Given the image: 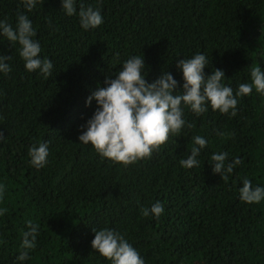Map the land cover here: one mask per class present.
Returning a JSON list of instances; mask_svg holds the SVG:
<instances>
[{
    "label": "trees",
    "instance_id": "1",
    "mask_svg": "<svg viewBox=\"0 0 264 264\" xmlns=\"http://www.w3.org/2000/svg\"><path fill=\"white\" fill-rule=\"evenodd\" d=\"M99 8L103 23L84 30L80 5ZM68 16L62 0H43L28 12L22 0H0V20L13 27L27 15L41 59L52 75L29 72L20 45L0 35V55L10 57L0 73V264H111L92 248L94 230L118 232L145 264H264V200L247 204L240 188L247 178L264 188V94L253 88L237 97V115L183 107L182 130L150 159L127 168L102 158L80 142L97 109L87 98L123 63L143 57L147 82L169 72L183 93L180 59L206 56L205 77L224 72L233 92L251 83V69L264 71V0H76ZM118 54V56H117ZM195 136L207 145L198 167L180 161ZM49 145L47 164L36 169L29 149ZM242 163L224 181L212 171L213 154ZM159 202V218L141 209ZM38 225L29 259L18 260L27 221Z\"/></svg>",
    "mask_w": 264,
    "mask_h": 264
},
{
    "label": "clouds",
    "instance_id": "2",
    "mask_svg": "<svg viewBox=\"0 0 264 264\" xmlns=\"http://www.w3.org/2000/svg\"><path fill=\"white\" fill-rule=\"evenodd\" d=\"M22 2L25 9L31 12L43 0ZM62 9L68 16L77 14L76 0H62ZM78 15L84 30L98 28L103 23L99 8H85L81 4ZM0 35L9 42L20 45L19 55L25 62L27 71H39L46 79L52 75L53 64L47 58L41 59V47L34 39L36 31L27 15L18 14L15 27L6 20H0ZM8 59L10 57L0 55V73L8 74L11 71L6 63ZM176 66L183 73V93L175 91L178 82L169 72L162 73L158 79L149 83L146 80L143 57L134 56L126 60L115 79L106 78V87H98L87 98L86 106H91L95 100L97 109L87 121V130L79 136L80 142L91 145L102 158L127 168L141 160L150 159L154 152H158L169 142L170 137H179L185 126L193 127L192 124L186 125L183 107L190 108L196 116L207 112L210 106L213 111L230 113L235 117L237 97L250 95L253 88L258 94H264V71L258 66L251 69V83L240 84L235 94L230 86L222 83L225 79L222 70H214L210 76L205 77L204 69L208 67V60L203 54L197 53L190 59H180ZM0 139H3L2 133ZM193 141L198 147H193L188 158L180 161L181 166L186 169L199 166L197 157L207 145L201 136H195ZM48 149L47 143L33 145L29 149L32 166L36 169L45 167ZM227 157V153L211 156L213 173L224 181L242 163L239 158L228 162ZM5 191V186L0 184V200ZM239 192L240 199L247 204H259L264 200V188H254L247 178L243 180ZM5 212L6 208L0 210V215ZM163 212L164 208L159 202L150 209H141L144 217L153 215L159 218ZM27 227L28 230L22 232L18 256L21 262L29 259L30 251L36 246L39 226L28 220ZM93 232L95 236L92 248L111 261V264H145L137 250L118 232L107 228L93 229Z\"/></svg>",
    "mask_w": 264,
    "mask_h": 264
}]
</instances>
